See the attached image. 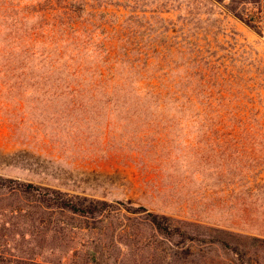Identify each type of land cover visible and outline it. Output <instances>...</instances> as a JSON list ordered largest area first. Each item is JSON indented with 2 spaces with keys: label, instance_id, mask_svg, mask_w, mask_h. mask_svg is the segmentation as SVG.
<instances>
[{
  "label": "rangeland",
  "instance_id": "rangeland-1",
  "mask_svg": "<svg viewBox=\"0 0 264 264\" xmlns=\"http://www.w3.org/2000/svg\"><path fill=\"white\" fill-rule=\"evenodd\" d=\"M88 3L115 15L113 24L120 25L126 15L143 17L134 21L131 32L134 45L148 52V34L159 24L155 18L173 21L176 27L186 23L199 52L217 53L210 61L223 73L219 91L225 97V115L205 119L180 111L173 119L133 117L126 120L131 125H126L116 117L91 119L71 112L67 101L38 100L30 85L24 89L9 82L0 86V176L103 200L115 209L122 204L144 206L224 230L243 238L215 232L212 236L242 242L247 259L264 264V248L252 240H264V37L227 11L236 7L264 34V0L255 4L229 0ZM125 4L126 10L117 6ZM184 59H178L177 66L196 64ZM228 109H232L231 118ZM141 121L173 122L174 127L166 133L165 143L153 146L162 130L151 127L147 133ZM135 135L139 138L134 139ZM128 217L124 222L131 236H120L127 247L113 245L110 253H119L122 264H147L151 250L144 245L159 246L162 241L152 236L139 217ZM79 238L85 241L87 236ZM176 249L179 259L195 264H233L225 245L194 241Z\"/></svg>",
  "mask_w": 264,
  "mask_h": 264
},
{
  "label": "trees",
  "instance_id": "trees-1",
  "mask_svg": "<svg viewBox=\"0 0 264 264\" xmlns=\"http://www.w3.org/2000/svg\"><path fill=\"white\" fill-rule=\"evenodd\" d=\"M229 1L255 4L260 0ZM227 11L264 37L261 28L236 7ZM114 18L88 0H0V86L13 82L25 89L30 85L38 100L67 101L71 112L91 119L116 117L126 125L133 117L173 119L180 111L205 119L225 115V97L219 91L223 73L211 63L217 53L199 52L186 23L185 30L183 25L155 18L159 24L149 28L148 52L134 45L131 32L134 21L143 17L126 15L120 25L111 23ZM180 58L196 64L181 68L176 64ZM228 110L230 117L232 109ZM141 124L147 133L151 127L162 130L153 146L165 143L166 133L174 127L173 122ZM121 206L115 209L103 200L0 176V264H122L120 254L112 255L110 247H127L120 236H131L124 222L130 220L128 216L139 217L162 241L159 246L144 245L151 250L147 264H180L186 260L179 259L176 248L194 241L225 245L233 264H252L242 242L222 237L242 236L144 206ZM213 232L222 235L213 237ZM84 236L87 239L79 242ZM252 240L264 248L263 239ZM180 251L189 253V249Z\"/></svg>",
  "mask_w": 264,
  "mask_h": 264
}]
</instances>
